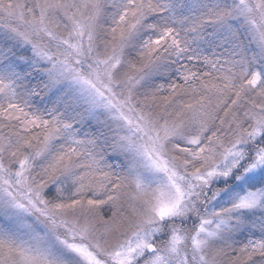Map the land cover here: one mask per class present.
Returning <instances> with one entry per match:
<instances>
[{"label": "snow or ice", "instance_id": "1", "mask_svg": "<svg viewBox=\"0 0 264 264\" xmlns=\"http://www.w3.org/2000/svg\"><path fill=\"white\" fill-rule=\"evenodd\" d=\"M0 264H264V0H0Z\"/></svg>", "mask_w": 264, "mask_h": 264}]
</instances>
